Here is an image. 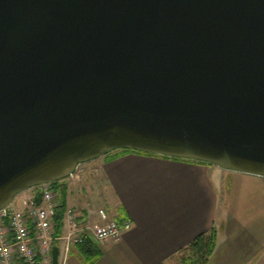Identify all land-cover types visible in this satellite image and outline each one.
Returning <instances> with one entry per match:
<instances>
[{"label": "water", "instance_id": "95a60500", "mask_svg": "<svg viewBox=\"0 0 264 264\" xmlns=\"http://www.w3.org/2000/svg\"><path fill=\"white\" fill-rule=\"evenodd\" d=\"M118 149L264 176V0H0V209Z\"/></svg>", "mask_w": 264, "mask_h": 264}, {"label": "crops", "instance_id": "0c3cea01", "mask_svg": "<svg viewBox=\"0 0 264 264\" xmlns=\"http://www.w3.org/2000/svg\"><path fill=\"white\" fill-rule=\"evenodd\" d=\"M101 158L106 200L100 207L117 222L130 220L131 228L118 240L93 243L94 259V250L80 243L67 255L59 253L58 264H167L212 227L216 244L207 264H264V176L138 152ZM36 190L20 193L14 206L21 207ZM66 192L68 207V184ZM95 212H84L91 223L98 222Z\"/></svg>", "mask_w": 264, "mask_h": 264}, {"label": "built area", "instance_id": "2783aa9c", "mask_svg": "<svg viewBox=\"0 0 264 264\" xmlns=\"http://www.w3.org/2000/svg\"><path fill=\"white\" fill-rule=\"evenodd\" d=\"M79 165L65 179L72 178ZM33 188L36 193L22 201L21 207L11 203L0 209V264H48L54 241L58 242L59 253L67 255L75 244L118 240L131 228L130 220L111 219L105 207L96 209L98 222L91 223L83 211L68 206L60 233H56L57 191L52 182ZM36 195L40 196L38 200Z\"/></svg>", "mask_w": 264, "mask_h": 264}, {"label": "trees", "instance_id": "16d2710c", "mask_svg": "<svg viewBox=\"0 0 264 264\" xmlns=\"http://www.w3.org/2000/svg\"><path fill=\"white\" fill-rule=\"evenodd\" d=\"M126 152H138V153H144V154H149V155H155V154L140 152L136 150H124V149H119L118 151H112L106 155L110 159L113 157H117ZM163 157H167V156H163ZM202 163H206V162H202ZM206 164H209V163H206ZM52 186L59 195L58 197L59 207L55 214V222H56V233H60V230L62 227L63 214L66 208V194H67L66 184L62 183V181L59 180V181L52 182ZM36 198L38 200L40 196L36 195ZM216 235H217L216 228L212 227L209 231H206V232H203L197 235L187 245L180 248L173 256L177 255V257L179 258L180 264H207L209 257L211 256L215 248ZM81 244L83 245V248L87 251L94 250V253H92L91 255L93 259L97 256V251L95 247L93 246L92 242L86 240L82 242ZM52 246H58V242L54 241L52 243Z\"/></svg>", "mask_w": 264, "mask_h": 264}, {"label": "rangeland", "instance_id": "374dc122", "mask_svg": "<svg viewBox=\"0 0 264 264\" xmlns=\"http://www.w3.org/2000/svg\"><path fill=\"white\" fill-rule=\"evenodd\" d=\"M101 157L82 163L72 178L67 180L72 193L70 207L87 212L88 209L96 210L105 203L104 182L99 173ZM22 193V192H21ZM59 195H57L58 199ZM22 195L19 193L13 200L12 205L21 202ZM48 264H51L49 261ZM167 264H180L177 255L171 257Z\"/></svg>", "mask_w": 264, "mask_h": 264}]
</instances>
